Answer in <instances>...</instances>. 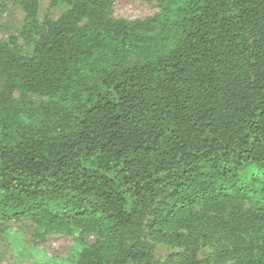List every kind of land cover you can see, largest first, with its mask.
I'll return each mask as SVG.
<instances>
[{
	"label": "trees",
	"instance_id": "1",
	"mask_svg": "<svg viewBox=\"0 0 264 264\" xmlns=\"http://www.w3.org/2000/svg\"><path fill=\"white\" fill-rule=\"evenodd\" d=\"M63 1L40 24L38 1L20 0L29 54L0 40V219L94 236L76 264H143L153 248L136 232L162 195L159 212L224 234L235 264H264V0H157L182 43L104 70L89 92L78 77L93 51L150 53L159 20Z\"/></svg>",
	"mask_w": 264,
	"mask_h": 264
},
{
	"label": "rangeland",
	"instance_id": "2",
	"mask_svg": "<svg viewBox=\"0 0 264 264\" xmlns=\"http://www.w3.org/2000/svg\"><path fill=\"white\" fill-rule=\"evenodd\" d=\"M37 1L40 24L57 20L70 7L63 0ZM1 2H6L7 6L3 12L0 11V40L7 42L9 48L16 52L29 54L32 40L36 37L27 40L21 34L24 14L20 0ZM168 10L169 13L164 12L157 0H111L107 10V18L110 20L157 17L159 23L153 34L154 43L158 47L142 55L128 52L121 44L93 51L80 67L78 77L87 92L91 89L92 80L104 70L144 60H157L182 43L183 37L171 17L175 15L174 5L168 7ZM3 82L4 78L0 77V86ZM25 95L35 101L46 100L32 93ZM16 96H20V93H16ZM68 107L74 110L70 104ZM161 198L162 195L145 212L136 232L137 238L148 242L153 248L151 258L143 264H235L242 259L231 248L224 234L201 226L186 225L159 212ZM93 240L94 236L81 235L78 229L72 233L55 230L46 222L37 223L30 217L0 219V264H76L79 253L85 248L83 243ZM131 243L130 234H126L122 245ZM109 255H119L117 244L110 247Z\"/></svg>",
	"mask_w": 264,
	"mask_h": 264
}]
</instances>
